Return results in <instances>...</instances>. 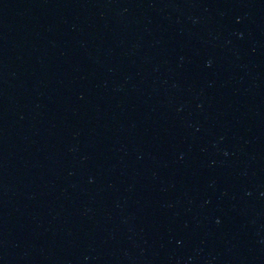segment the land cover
Masks as SVG:
<instances>
[{"label":"water","instance_id":"obj_1","mask_svg":"<svg viewBox=\"0 0 264 264\" xmlns=\"http://www.w3.org/2000/svg\"><path fill=\"white\" fill-rule=\"evenodd\" d=\"M0 264H264V0H0Z\"/></svg>","mask_w":264,"mask_h":264}]
</instances>
